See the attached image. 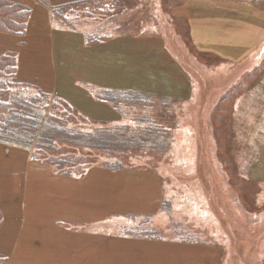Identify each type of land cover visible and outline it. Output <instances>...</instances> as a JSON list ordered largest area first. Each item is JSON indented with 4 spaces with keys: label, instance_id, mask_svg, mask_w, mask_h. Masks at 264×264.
Listing matches in <instances>:
<instances>
[{
    "label": "rangeland",
    "instance_id": "1",
    "mask_svg": "<svg viewBox=\"0 0 264 264\" xmlns=\"http://www.w3.org/2000/svg\"><path fill=\"white\" fill-rule=\"evenodd\" d=\"M150 1L79 0L65 21L52 16L60 27L75 31L76 38L63 39L65 47L56 57L62 65L57 66L59 74L82 78L92 73L96 83L105 82L92 89L96 97L107 91L114 100L103 104L120 118L108 125L138 130L131 135L136 145L126 153L110 158L97 153V159L91 153L86 160L98 166L121 163L122 169H146L159 176L166 197L160 220L139 224L135 234L191 245V264H264V52L255 51L235 65L193 49L175 55L184 59L180 63L191 84L185 101L150 93L153 86L146 91L120 89L121 63L112 64L122 60L123 45L117 43L115 22L126 21L116 23L128 36L151 38L155 29L149 13H155L156 6ZM214 1L219 0H200V7L205 3L201 14L205 10L207 18L228 20L231 29L246 26L248 40L252 32H264V0H223L236 6L212 13ZM108 12L115 17L112 26L107 22L104 35L103 13ZM245 40L236 37L237 42ZM81 115L86 130L100 127V122ZM17 153L4 160L0 150V209H61L64 199L70 205L69 188L58 184L63 179L56 181L61 175H38Z\"/></svg>",
    "mask_w": 264,
    "mask_h": 264
},
{
    "label": "crops",
    "instance_id": "2",
    "mask_svg": "<svg viewBox=\"0 0 264 264\" xmlns=\"http://www.w3.org/2000/svg\"><path fill=\"white\" fill-rule=\"evenodd\" d=\"M6 1L31 9L22 35L0 32V56L15 54L13 81L66 99L79 114H87L93 123L116 127L108 124L114 123L111 119L120 118L119 115L105 104L96 102L93 89L91 96L80 87L105 85V82L96 83L92 73L73 78L61 76L57 71V66L61 64L56 57L65 47L63 39L74 38L75 31H67L53 22L49 8L36 0ZM44 1L48 6L55 7L79 0ZM150 3L152 8L156 6L155 13H149L152 28L155 29L154 33H149L151 38L128 36L116 23L126 21L120 18L115 22V35L120 38L117 43L123 45L122 60L112 64L117 67L118 62L121 63L120 89L140 91L153 86L155 91L151 90L150 93L180 96V102L185 101L189 97L188 87L191 84L181 64L184 59L175 55L190 54L193 49L198 55H216L227 64L235 65L255 51L264 52V32H252L248 40L246 26L239 30L231 29L226 25L230 21L207 18L205 10L201 14L200 8L205 3L200 7V0H151ZM213 4L212 13L226 6H236L223 0L214 1ZM122 11L126 12L127 9ZM103 14L105 35L107 22L112 26L110 19L115 16L110 12ZM132 16L130 20H134ZM238 36L246 40L237 42ZM155 87L160 90L157 92ZM96 107L99 108L97 111ZM169 114L174 116L173 113ZM96 129L89 130L95 132ZM132 132H137V128ZM0 150L3 151L1 146ZM14 151L22 156L23 164L34 173L54 175L49 166L34 161L30 153L26 152L25 155L15 148L4 153V160L11 158ZM107 162L111 164V161ZM17 163L22 164L18 160ZM95 166L86 169L81 177H56L57 182L63 179L58 184L69 188L70 191L66 192L70 193V205L64 199L65 205L61 209H0V263L191 264V245L133 232L143 222L160 220L166 197L159 176L140 168L111 170L101 168V165ZM87 190L89 192L86 193ZM129 230L132 231L130 234Z\"/></svg>",
    "mask_w": 264,
    "mask_h": 264
},
{
    "label": "trees",
    "instance_id": "3",
    "mask_svg": "<svg viewBox=\"0 0 264 264\" xmlns=\"http://www.w3.org/2000/svg\"><path fill=\"white\" fill-rule=\"evenodd\" d=\"M36 1L50 8L46 1ZM74 4L76 3L51 7V16L61 22L65 21L69 18L67 13ZM30 13L31 9L24 5L0 0V32L22 35L26 30ZM15 72V54L7 53L0 56L2 153L15 148L18 151L30 153L34 161L49 166L55 174L81 177L86 172V166L88 168L95 166V161L86 160L88 155L91 157V153L95 154V159H97V153H103L110 158V155L124 154L132 148V145H136L132 137L133 133L125 128L113 129L100 124L95 132L86 130L85 119L66 99L54 96L35 86L15 83L13 81ZM80 87L89 93L92 92V87L89 85ZM99 94V97L95 96L98 102L114 101L112 97L107 96V91ZM127 94H130V98L133 97L131 93H125ZM78 123L82 125H77ZM109 163L106 161L101 166L113 170L123 168L116 163L110 165Z\"/></svg>",
    "mask_w": 264,
    "mask_h": 264
}]
</instances>
